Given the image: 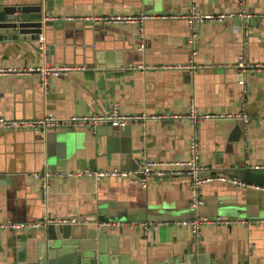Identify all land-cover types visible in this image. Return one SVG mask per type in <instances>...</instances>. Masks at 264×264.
Listing matches in <instances>:
<instances>
[{"label": "crops", "instance_id": "obj_1", "mask_svg": "<svg viewBox=\"0 0 264 264\" xmlns=\"http://www.w3.org/2000/svg\"><path fill=\"white\" fill-rule=\"evenodd\" d=\"M245 2L249 12L264 13V0ZM238 4L239 0H0L1 7L26 8L21 14L27 20L40 19L46 13L161 15L189 8L232 12ZM49 21L54 24L43 27L39 34L46 43L49 62L85 68L51 77L47 92L40 88L34 73H0V116L27 119L52 113L65 118L106 112L114 103L128 113L177 114L187 112L193 104L200 112L246 113L248 121L226 117L194 126L187 119H147L128 126L129 134L121 138H110L103 125L95 131L82 127L1 131L0 219L31 222L44 216L85 218L84 223H71L74 228L64 237L68 245L59 253H82L89 264H149L168 258L173 264H264V186L229 180L205 182L200 192L202 207L213 204L220 211L241 207L254 218L232 217L231 213L220 216L258 222L202 224L194 234L188 225L179 223L192 212L185 175H152L145 184L117 177H55L46 194L39 180L29 175L49 169L50 164L55 166L59 158L63 164L58 167H63V172L132 169L145 159L166 162L186 158L190 136L197 129L200 163L207 168L201 173L246 182L243 172L264 164V18L203 20L194 40H190L186 20L181 17L147 18L141 24L124 25L86 19ZM14 36L0 40V68L39 64L42 53L37 39H31V31ZM239 56L261 69L241 72L232 65ZM189 61L202 67L195 71L129 67ZM166 165L161 167H169ZM147 212L163 219L149 220L162 224L146 233L130 227L98 231L96 226L98 218L99 223L105 219L128 221L125 216L134 218ZM34 233L38 230L16 234L1 231L0 264L18 262L24 248L26 255L31 252Z\"/></svg>", "mask_w": 264, "mask_h": 264}, {"label": "built area", "instance_id": "obj_2", "mask_svg": "<svg viewBox=\"0 0 264 264\" xmlns=\"http://www.w3.org/2000/svg\"><path fill=\"white\" fill-rule=\"evenodd\" d=\"M42 20H91L96 23H119L127 24L131 22H137L139 24L147 18H184L190 31V40H194L198 24L203 20H225L230 18L248 19L251 17L264 18V13L255 14L251 13L246 9L245 0H239L238 9L232 12H198L195 8H189L187 11L180 13H166V14H146L144 12L139 14H105L97 16H78V15H48L47 13L42 15ZM37 48L42 53L41 62L34 66L27 68L20 67H1L0 73H13L22 74L34 73L39 78V86L43 92L48 91L49 79L54 76L65 75L68 72L79 71L85 68L81 64L71 63H51L47 58V47L46 43L39 35L37 39ZM235 68H238L241 72H253L261 69L258 64L252 63L249 60H245L242 56L232 64ZM130 68L139 69H180L187 68L195 71L197 68L202 67L200 64H195L191 61L178 64V63H154L147 65H131ZM242 104L246 103V93L243 91ZM226 117L242 118L245 122L248 121V115L246 113H238L232 116L231 114H225L220 112H200L193 104L189 106V109L185 113L177 114H166V113H128L120 110L118 104L114 103L110 109L106 112H89L85 114H72L65 118H58L52 113H47L40 118H8L0 116V132L4 130H39L46 132L49 129H73V128H87L90 131H95L100 125L110 123L117 127L123 128L132 124H142L147 119H161V118H175V119H187L196 126L200 121L207 119H219ZM169 165V167H161V165ZM207 168L200 163V147L198 141L197 129L191 134L188 143V154L186 158H178L172 161H158L155 159H145L143 163H139L136 168L125 169L118 167H111L105 169L92 170L89 168L80 169L77 172H63L57 170L44 169L42 171L33 172L29 175L39 180L41 190L43 194H46L52 178L64 177V176H90L95 180H101L108 177L126 178L129 181L139 182L145 184L147 177L152 175H167V176H181L185 175L188 177L189 184V206L190 208H197L204 204V200L201 198L200 192L201 187L205 182L218 180V181H231L235 184L249 185L248 183L238 180L236 178H228L220 174H202L203 170ZM248 169L253 171L264 170V164H255L250 166ZM258 188V185H253ZM80 220V217L75 215L51 217L44 216L31 222H14L9 219H0V232L8 231L14 234L19 231L36 230L40 227L46 226L51 223H75ZM231 222H239L243 224L257 223V220H245L243 218H231L223 216H203L195 217L190 220H182L179 223L181 225H188L191 232L198 234L200 231V225L202 224H229ZM162 222L158 221H104L98 222L97 225L105 227H130L141 229L143 233H146L152 228H157Z\"/></svg>", "mask_w": 264, "mask_h": 264}, {"label": "water", "instance_id": "obj_3", "mask_svg": "<svg viewBox=\"0 0 264 264\" xmlns=\"http://www.w3.org/2000/svg\"><path fill=\"white\" fill-rule=\"evenodd\" d=\"M26 8L22 6H11V7H1L0 6V40L7 37H15L16 33H24L26 30L31 31V39H38L39 34L42 33V29L47 25L54 24L53 21L42 20L40 19H24L21 12H25ZM27 27L28 29H26ZM25 29V31H24ZM103 126L106 127V133L110 136V138L119 135V137L127 136L129 133L128 126L123 128L115 127L114 125L107 123ZM123 139V138H122ZM126 153H129V149H124ZM129 154H126L128 157ZM49 158V154H47V159ZM62 159L56 161L55 166L53 164L49 165V169L64 171L63 167H58L62 165ZM243 180L247 183H251L258 186H264V173L256 172L251 169H246L242 175ZM227 207V206H224ZM237 210L230 209L225 211L217 210L212 204L211 208L208 206H199L197 208H191L192 212L189 216L183 217L180 220H190L195 217H203V216H220L222 213H231L229 216L232 217H250L254 218L251 215H248L247 211L242 210L241 207H237ZM228 211V212H227ZM227 215V214H225ZM128 221H144V220H162V216L158 214H151L147 212V214H142L140 216H134V218H128L125 216ZM123 218V217H121ZM110 219V218H109ZM259 219V218H258ZM85 218H81L78 222H85ZM101 221L98 218V222ZM103 221V220H102ZM107 221V219H105ZM97 222V223H98ZM104 222V221H103ZM98 231L107 230L109 227L96 225ZM73 226L71 223H51L46 226L40 227L38 230V234L34 233L31 238V252L26 253L24 249L23 253L18 254V258L15 264H89L88 258H84V254L79 252H71L64 253L60 252L62 249H66L65 247L68 245L66 240L64 239L67 236L68 231L71 232L73 230ZM13 236H15L13 234ZM26 244H24V247ZM114 264V262H110ZM121 264V263H120ZM149 264H173V259L168 258L164 261L149 263Z\"/></svg>", "mask_w": 264, "mask_h": 264}]
</instances>
